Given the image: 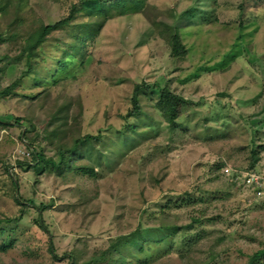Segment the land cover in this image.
Returning a JSON list of instances; mask_svg holds the SVG:
<instances>
[{
    "label": "rangeland",
    "instance_id": "374dc122",
    "mask_svg": "<svg viewBox=\"0 0 264 264\" xmlns=\"http://www.w3.org/2000/svg\"><path fill=\"white\" fill-rule=\"evenodd\" d=\"M226 163L264 166V0H0V264H247Z\"/></svg>",
    "mask_w": 264,
    "mask_h": 264
},
{
    "label": "built area",
    "instance_id": "2783aa9c",
    "mask_svg": "<svg viewBox=\"0 0 264 264\" xmlns=\"http://www.w3.org/2000/svg\"><path fill=\"white\" fill-rule=\"evenodd\" d=\"M220 171L237 188L249 193L264 195V166L240 168L226 163Z\"/></svg>",
    "mask_w": 264,
    "mask_h": 264
},
{
    "label": "trees",
    "instance_id": "16d2710c",
    "mask_svg": "<svg viewBox=\"0 0 264 264\" xmlns=\"http://www.w3.org/2000/svg\"><path fill=\"white\" fill-rule=\"evenodd\" d=\"M55 25H57V23H55L52 26H45V27H43L41 33L39 34V39H37V41H39L40 39H42L43 35L46 34L50 29L54 28ZM171 54H172L173 57H180V56H183L185 54V47L182 44V42H181V40H180V38H179L178 35H175L174 38H173ZM165 95L168 96L167 94H165ZM168 97H172L173 99H180L178 97L171 96V95H169ZM137 109H138V104L136 102V99H134V111H137ZM19 120L20 119L17 118L16 119V122L19 121ZM31 152L33 154L32 156H33L34 162L37 163L39 160L43 159V157L41 155L35 153V151H33V149H31ZM16 201L19 204H22V200L20 199L19 196H17ZM38 226L41 229H43L45 232L48 231L47 228L44 226L43 221L42 222H39ZM51 253H52L53 257L57 258V256L55 255L53 249L51 250ZM262 258H264V245H263V248L258 249L256 252H254L249 257V260H248V263L247 264H259Z\"/></svg>",
    "mask_w": 264,
    "mask_h": 264
}]
</instances>
